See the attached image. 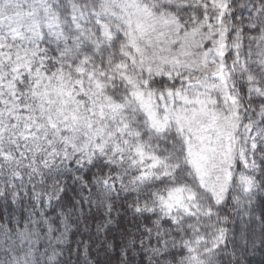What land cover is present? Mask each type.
Instances as JSON below:
<instances>
[{
  "label": "snow or ice",
  "instance_id": "obj_1",
  "mask_svg": "<svg viewBox=\"0 0 264 264\" xmlns=\"http://www.w3.org/2000/svg\"><path fill=\"white\" fill-rule=\"evenodd\" d=\"M0 220V264L264 253V0H0Z\"/></svg>",
  "mask_w": 264,
  "mask_h": 264
},
{
  "label": "trees",
  "instance_id": "obj_2",
  "mask_svg": "<svg viewBox=\"0 0 264 264\" xmlns=\"http://www.w3.org/2000/svg\"><path fill=\"white\" fill-rule=\"evenodd\" d=\"M107 171V169H105ZM85 176H87L89 179L91 178V174L87 172V170H84ZM72 169L69 167L65 171V175L63 176V180L66 184L70 185V188L68 190V197H74L76 192H79V187L76 185L75 181L72 179ZM76 175H79L77 173ZM75 188L76 192H74L72 189ZM135 198L134 193H121L119 195V199L117 200V206H120V211L117 213H113V224L109 226V228L117 230L113 232V235H119V230H126L129 233H134L135 228L138 227L137 221L134 219L132 215H126L124 212V206L126 205V202H130L132 199ZM228 209L226 208L224 210V213L227 214ZM48 215L52 216L53 219H56L53 210L47 209ZM5 219H7V215H5ZM96 219L94 217H90L87 221V223L91 226V230L88 233H79V227L84 224V221L81 220L79 222V226L77 225L76 221H73V228L70 234L69 239L70 240H77V244L81 242V239L87 238L90 236L95 235V224ZM151 217L148 218V221L150 222ZM4 220H0V223H3ZM259 231V229H257ZM78 235L80 236V239H78ZM107 235V230L105 234H102V237L98 243L93 242L86 246L87 250L84 253L83 257H80L76 254V252L73 251L74 245H69V254H66V258H69L71 260V264H87L88 260L93 261V264H120L121 261V253L118 244L113 242V246L111 248H108L107 245L103 242V237ZM259 247V246H258ZM145 256L144 253H132L129 251L127 255V260L132 261L135 260L136 264H139L140 259ZM41 264H43V256L41 255ZM246 264H260L261 261H264V253L261 251H255L254 253H249L246 257Z\"/></svg>",
  "mask_w": 264,
  "mask_h": 264
},
{
  "label": "rangeland",
  "instance_id": "obj_3",
  "mask_svg": "<svg viewBox=\"0 0 264 264\" xmlns=\"http://www.w3.org/2000/svg\"><path fill=\"white\" fill-rule=\"evenodd\" d=\"M258 252H260V251H258ZM252 253H254V252H252Z\"/></svg>",
  "mask_w": 264,
  "mask_h": 264
}]
</instances>
